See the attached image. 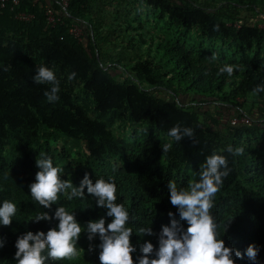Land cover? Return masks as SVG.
<instances>
[{
	"label": "trees",
	"instance_id": "trees-1",
	"mask_svg": "<svg viewBox=\"0 0 264 264\" xmlns=\"http://www.w3.org/2000/svg\"><path fill=\"white\" fill-rule=\"evenodd\" d=\"M140 1L185 29L196 28L207 39H233L247 51L264 45V0ZM48 5L53 23L46 19ZM104 7V0H67L64 9L59 0H20L18 6L0 11V205L7 200L17 207L11 224H0V264H17L15 245L21 235L57 227V219L34 218L43 212L53 216L60 205L74 213L82 227L76 244L79 255L49 258L45 264H101L99 234L89 241L86 226L100 218L107 226L112 217L86 187L82 198L68 200L58 194L50 208L36 202L30 185L39 171L37 159L51 157L53 166L60 168L59 161L77 156L72 171L60 173L74 186L85 173L93 182L114 180L116 202L129 212L126 227L133 231L132 257L138 264L141 246L147 241L158 249L162 226H170L172 218L186 230V221L170 202L169 182L187 189L199 180L201 164L214 151L226 157L231 170L210 209L217 236L242 253V259L233 254L235 264H264V132L256 146L249 137L259 129L254 120L262 117L264 124V92L252 93L264 84V57L258 52L251 62L223 57L225 65L234 66L228 76L219 72L223 65L206 63L179 39L136 32L123 46L117 41L132 23L117 9L105 14ZM15 11L34 17L30 23L20 22ZM105 15L111 18L108 23ZM105 25L114 28L105 30ZM72 26L81 27L84 40L69 32ZM107 36H112L114 47L134 52L135 61L109 60L112 66L106 68L101 46L107 45ZM41 65L53 70L59 81L55 102L44 95L51 86L32 79ZM72 72L76 76L69 80ZM243 114L250 124L230 125L232 117ZM116 120L130 122L129 136L113 133ZM176 125L192 128L194 137L174 141L168 132ZM141 126L145 128L138 129ZM68 142L84 152L73 155ZM169 142L172 148L163 153V144ZM229 145L243 147V154L232 156L226 151ZM147 227L154 235L140 232ZM249 245L258 248L255 261L246 255Z\"/></svg>",
	"mask_w": 264,
	"mask_h": 264
},
{
	"label": "clouds",
	"instance_id": "clouds-1",
	"mask_svg": "<svg viewBox=\"0 0 264 264\" xmlns=\"http://www.w3.org/2000/svg\"><path fill=\"white\" fill-rule=\"evenodd\" d=\"M214 28L218 30L219 26L216 25ZM219 72L232 76L234 66L225 65L219 69ZM75 76L76 73L72 72L68 79L72 80ZM32 79L35 83L51 86L44 93L49 102L59 99V81L53 70L44 65L38 66ZM261 92H264V84L257 85L252 90L253 95ZM168 136L176 142H181L184 137H194V132L190 127L182 128L176 125L169 130ZM171 148L170 142L164 143L163 153ZM226 151L236 157L243 154L244 148H233L229 145ZM36 164L39 171L36 173L35 182L30 185L32 198L43 207L50 208L58 201V194L64 193L68 200L82 198L86 187L87 193L96 198L97 205L106 208V215L112 217L107 226H105L104 218L89 221L86 226L89 241L99 234L101 264H134L132 253L136 249L130 241L133 231L130 227H126L129 222V212L122 204L116 202L114 180L100 178L93 182L85 173L79 186H74L71 181L61 179L62 169L53 166L51 157L43 156L36 160ZM200 169L199 180L190 183L187 189H178L177 184L172 181L168 185L170 202L178 208L180 219L186 221V230L175 218H172L170 226H162L158 249L154 250L153 244L147 241L141 246L142 255L138 258V264H235L233 254L236 258H243L239 250L226 247L223 239L218 238L217 223L210 214L213 197L231 171L228 161L224 155L214 151L205 158ZM16 211V204L4 201L0 205V224L10 225ZM168 215L173 217L171 212ZM52 219L59 221L57 227L50 228L46 233L28 231L17 239L15 245L17 264H45V260L49 258L51 260L74 259L79 255L76 244L82 227L74 213H69L64 206L60 205L53 216L43 212L34 218L36 222ZM140 232L143 235H154L151 227L141 228ZM91 250L90 245L89 251ZM257 253L258 248L255 245H249L246 249V255L251 261L256 260Z\"/></svg>",
	"mask_w": 264,
	"mask_h": 264
},
{
	"label": "rangeland",
	"instance_id": "rangeland-1",
	"mask_svg": "<svg viewBox=\"0 0 264 264\" xmlns=\"http://www.w3.org/2000/svg\"><path fill=\"white\" fill-rule=\"evenodd\" d=\"M63 0H59L61 3ZM104 13L107 14L110 11L117 9L120 17H127V19L132 23V28L124 30L123 37H119L117 41L118 44L126 46L130 40L129 36L136 35V32L143 33L147 37H161L168 40L179 39L183 41L186 46L190 47L194 52L198 53L203 57V60L209 64L223 65L225 66L224 58L234 57L237 60H245L251 62L255 60L256 52L259 53V57H264V45L259 49L258 47H253L251 50L247 51L243 49V46L237 44L233 39H207L203 37L196 28L185 29L172 21H170L166 15L160 13L156 8L148 6L140 0H104ZM248 16V15H246ZM104 20L108 23L111 18L108 15L104 16ZM261 27H264V23H260ZM105 30L107 28L113 29V26L105 25ZM76 35L84 40V31L81 27L76 26L74 31ZM117 33V32H115ZM114 33V35H116ZM112 37V36H111ZM106 37L105 46H101L104 49L102 54L103 62L106 64L104 66H112L109 60L119 59L126 64H131L135 61L136 56L134 52L126 53L123 51L122 47H114L110 43V38ZM118 39V38H117ZM100 42V41H99ZM89 51H95L93 47H89ZM126 54V57H123ZM214 57V58H213ZM76 92L82 94V89L77 88ZM259 120H254L258 124L259 129L255 132H250V138L252 139V144L258 145L260 138L264 132L263 118L259 117ZM144 126L138 127V129H144ZM113 133L117 136H129L132 131V125L130 122H126L122 125L118 120L113 124ZM64 140V139H63ZM67 142V141H66ZM66 148L69 152L75 155L77 152H84L82 147L76 148V146L71 143H67ZM84 155V154H83ZM77 158L74 156L73 159L65 157L62 161H59L60 168L65 172L72 171V162Z\"/></svg>",
	"mask_w": 264,
	"mask_h": 264
},
{
	"label": "built area",
	"instance_id": "built-area-1",
	"mask_svg": "<svg viewBox=\"0 0 264 264\" xmlns=\"http://www.w3.org/2000/svg\"><path fill=\"white\" fill-rule=\"evenodd\" d=\"M20 3V0H0V11L10 7H16ZM67 6V0H63L60 3L61 8H65ZM46 19L49 23L54 22V14L51 6H46V11H45ZM33 14L25 12V11H15L14 13V18L20 22H25V23H30L33 19ZM76 30V26H72L69 28V32L73 34L74 36L78 37L74 31ZM230 125L235 126V125H247L251 123V119L249 116L246 115H240V116H235L230 119Z\"/></svg>",
	"mask_w": 264,
	"mask_h": 264
}]
</instances>
